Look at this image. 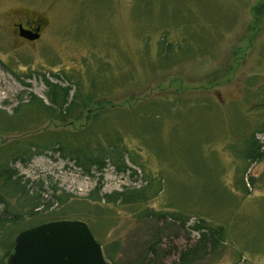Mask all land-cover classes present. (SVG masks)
Here are the masks:
<instances>
[{"label":"rangeland","instance_id":"rangeland-1","mask_svg":"<svg viewBox=\"0 0 264 264\" xmlns=\"http://www.w3.org/2000/svg\"><path fill=\"white\" fill-rule=\"evenodd\" d=\"M27 16L45 22L35 41L17 37L12 26ZM163 38L171 44L168 65L149 72L144 56L157 61ZM102 63L113 77L121 69L136 71L103 104L129 109L164 94L191 101L194 110L181 111L186 120L161 117L158 146L167 155L158 156L129 134L124 143L143 165L136 175L108 167L89 177L45 154L16 163L19 174L32 186L42 182L44 190L57 186L78 197L96 187L107 194L152 183L156 195L133 214L120 205L104 206L109 221L94 238L107 264H180L178 253L197 245L190 227L198 217L202 224L223 226L225 237L195 264H264V159L247 162L231 149L253 134L264 151V0H0V109L10 114L29 92L45 100L42 75L49 72H80L86 87L87 66ZM93 106L67 123L46 120L3 133L0 146L41 132L77 131ZM240 178L244 191L236 183ZM146 210L165 215L139 217ZM174 210L186 214L183 223L167 216ZM115 243L109 261L105 249Z\"/></svg>","mask_w":264,"mask_h":264},{"label":"trees","instance_id":"trees-1","mask_svg":"<svg viewBox=\"0 0 264 264\" xmlns=\"http://www.w3.org/2000/svg\"><path fill=\"white\" fill-rule=\"evenodd\" d=\"M158 45V60L155 59L154 62L145 58L146 47L143 49L145 56L141 60L145 62L142 64L150 67L149 72L168 65L164 63L171 44L163 38ZM126 64L133 66L131 62ZM84 73L86 87L80 72L67 73L60 70L58 73L49 72L48 76L43 74L45 100L29 92L26 99H21L10 114L0 109L2 135L25 129L28 125H40L46 120L67 123L76 118V111L94 105V109L89 110L88 123L77 131L41 132L25 141L17 139L0 146V250L3 255L0 264H6L13 251L15 237L25 230L47 223L76 222L85 224L97 238L100 227L109 221L105 217L104 206L120 205L133 214L138 205L157 193L153 191L152 183L146 180L139 187L123 186L121 190H113L107 194H99L96 187L86 197L75 196L57 186L44 190L42 182L35 184V187L28 178L20 175L14 167L16 163L25 164L32 157L41 154L49 157L57 155L85 176L96 177L97 174L100 177L108 167H112L116 174L136 175L137 169H143V165L138 162L135 153L127 148L124 138L130 134L147 149L164 157L167 153L161 151L158 143L161 138L162 115H174L186 120L187 117L181 111L188 113L194 110L189 103L191 101L186 102L180 96L172 98L171 94L145 98L129 109L108 106L102 102H112L109 94L113 87L131 83L136 71L132 68L121 69L113 77L109 64L102 63L95 68L87 66ZM197 105L202 108L209 106L207 103ZM262 125L264 122L259 127ZM260 148L261 145L254 139L253 134L243 138L242 147L239 149L238 146H231L235 154L247 162L264 159V151H260ZM236 183L243 191L246 190L242 178L237 179ZM164 215L165 212L151 210L139 213V217L159 218ZM167 216L182 223L183 218L187 217L182 210H174ZM190 229L197 234V245L178 253L180 264H195L209 250L223 244L225 237L223 226L202 224L199 217ZM117 248L118 244L115 243L111 250L105 249L109 261L112 260L110 252Z\"/></svg>","mask_w":264,"mask_h":264},{"label":"water","instance_id":"water-1","mask_svg":"<svg viewBox=\"0 0 264 264\" xmlns=\"http://www.w3.org/2000/svg\"><path fill=\"white\" fill-rule=\"evenodd\" d=\"M21 35L29 40L34 36ZM6 264H107L83 223L54 222L19 233Z\"/></svg>","mask_w":264,"mask_h":264},{"label":"flooded vegetation","instance_id":"flooded-vegetation-1","mask_svg":"<svg viewBox=\"0 0 264 264\" xmlns=\"http://www.w3.org/2000/svg\"><path fill=\"white\" fill-rule=\"evenodd\" d=\"M43 18L39 16L35 17H26L23 20H20L19 22H13L12 26L15 32V35L17 37H20L22 39H26L28 41H35L40 36V30L44 25ZM21 33H25L28 36H34L33 39L29 40L21 35Z\"/></svg>","mask_w":264,"mask_h":264}]
</instances>
